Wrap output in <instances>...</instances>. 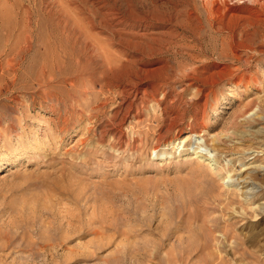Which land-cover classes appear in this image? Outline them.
<instances>
[{
    "label": "rangeland",
    "instance_id": "obj_1",
    "mask_svg": "<svg viewBox=\"0 0 264 264\" xmlns=\"http://www.w3.org/2000/svg\"><path fill=\"white\" fill-rule=\"evenodd\" d=\"M0 264H264V0H0Z\"/></svg>",
    "mask_w": 264,
    "mask_h": 264
},
{
    "label": "bare ground",
    "instance_id": "obj_2",
    "mask_svg": "<svg viewBox=\"0 0 264 264\" xmlns=\"http://www.w3.org/2000/svg\"><path fill=\"white\" fill-rule=\"evenodd\" d=\"M245 115H246V114H245ZM245 117H246V116H245ZM198 140H199V139H198ZM206 147H207V146H206ZM199 148H200V146H197V149H199ZM212 148H213V147H212ZM198 152H199V151H198ZM198 152H197V153H198ZM197 153H196V154H197ZM212 161H213V160H212ZM214 162H217V161L214 160ZM216 169H217V168H216ZM218 169H219V168H218ZM218 169H217V170H218ZM220 169H221V167H220ZM215 171H216V170H215ZM216 172H217V171H216ZM225 179H227V180H232V178H231V177H228V176L225 177ZM223 185H228V184H227V183H226V184L223 183ZM227 187H228V186H227ZM244 200H246V199H244ZM247 202H248V200H247ZM245 211H246V210H245ZM245 211H244V212H245Z\"/></svg>",
    "mask_w": 264,
    "mask_h": 264
}]
</instances>
